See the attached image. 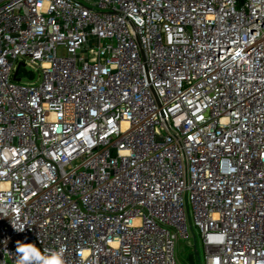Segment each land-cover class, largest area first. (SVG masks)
I'll return each mask as SVG.
<instances>
[{
  "label": "built area",
  "instance_id": "built-area-1",
  "mask_svg": "<svg viewBox=\"0 0 264 264\" xmlns=\"http://www.w3.org/2000/svg\"><path fill=\"white\" fill-rule=\"evenodd\" d=\"M179 240L264 264V0H0V264Z\"/></svg>",
  "mask_w": 264,
  "mask_h": 264
},
{
  "label": "rangeland",
  "instance_id": "rangeland-1",
  "mask_svg": "<svg viewBox=\"0 0 264 264\" xmlns=\"http://www.w3.org/2000/svg\"><path fill=\"white\" fill-rule=\"evenodd\" d=\"M199 254H198V253ZM191 254H194L195 263L197 264L199 262V259L201 262H203V252L198 242V250L195 252V249L193 246H189L188 242L185 240H179L177 241L175 245V256L176 258L181 261L184 264H190L189 263V256ZM199 255V258L197 256Z\"/></svg>",
  "mask_w": 264,
  "mask_h": 264
},
{
  "label": "clouds",
  "instance_id": "clouds-1",
  "mask_svg": "<svg viewBox=\"0 0 264 264\" xmlns=\"http://www.w3.org/2000/svg\"><path fill=\"white\" fill-rule=\"evenodd\" d=\"M13 227H14V229H15L16 231H23V230H24V228H20V227L15 226V225H13ZM17 251H18V252H22L23 250L20 249V248L18 247V248H17ZM31 259L37 261L38 264H44V260H43L42 258H40L39 256L33 255V256L31 257ZM21 264H23V262H21Z\"/></svg>",
  "mask_w": 264,
  "mask_h": 264
},
{
  "label": "water",
  "instance_id": "water-1",
  "mask_svg": "<svg viewBox=\"0 0 264 264\" xmlns=\"http://www.w3.org/2000/svg\"><path fill=\"white\" fill-rule=\"evenodd\" d=\"M16 74H17V71H16L15 75H16ZM189 263H190V264H195L192 255L189 256Z\"/></svg>",
  "mask_w": 264,
  "mask_h": 264
}]
</instances>
